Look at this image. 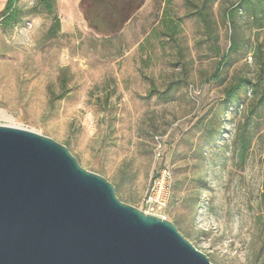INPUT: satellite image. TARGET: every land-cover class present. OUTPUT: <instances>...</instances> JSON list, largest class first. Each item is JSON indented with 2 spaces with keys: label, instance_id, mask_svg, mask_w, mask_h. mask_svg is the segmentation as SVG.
Segmentation results:
<instances>
[{
  "label": "rangeland",
  "instance_id": "obj_1",
  "mask_svg": "<svg viewBox=\"0 0 264 264\" xmlns=\"http://www.w3.org/2000/svg\"><path fill=\"white\" fill-rule=\"evenodd\" d=\"M76 1L53 0L60 21L53 35L39 0H18L21 22L0 28V111L11 118L0 116V125L65 146L142 212L150 180L166 163V220L211 264H264V107L249 119L248 94L237 109L218 108L236 75L256 71L252 36L245 52L224 58L234 34L224 11L236 0H214L210 35L192 15L202 0H146L113 35L84 24ZM168 86L173 91L162 95ZM213 114L221 132L209 144L194 123ZM247 122L241 160L236 137Z\"/></svg>",
  "mask_w": 264,
  "mask_h": 264
},
{
  "label": "water",
  "instance_id": "obj_2",
  "mask_svg": "<svg viewBox=\"0 0 264 264\" xmlns=\"http://www.w3.org/2000/svg\"><path fill=\"white\" fill-rule=\"evenodd\" d=\"M0 264L211 263L173 223L121 202L65 146L0 125Z\"/></svg>",
  "mask_w": 264,
  "mask_h": 264
},
{
  "label": "trees",
  "instance_id": "obj_3",
  "mask_svg": "<svg viewBox=\"0 0 264 264\" xmlns=\"http://www.w3.org/2000/svg\"><path fill=\"white\" fill-rule=\"evenodd\" d=\"M4 1L0 0V4ZM17 2L18 0L5 1L0 12V28L2 30H11L21 22L23 16L17 8ZM213 2L214 0H202V4L192 12V15L204 25L208 35L211 34L212 20L209 10ZM39 4L53 18L49 33L51 35L57 33L60 30V21L53 11V0H39ZM80 4V9L84 12L88 27L99 35H113L119 32L123 24L130 19L131 14L141 7L142 0H82ZM125 7L128 12L120 17L119 12ZM224 12H226L225 19L230 25V30L234 32V34L231 32L233 36L229 38V47L224 58L243 52L249 46L248 43L252 36L253 44L248 53L251 54L252 64L255 66L256 71L252 78L236 75L233 82L224 89L223 98L219 102L218 108L224 111L237 109L243 104L247 95L250 94L251 100L255 101L249 112V119H252L257 115L258 110L264 107V0H236ZM247 28L250 29V36L245 35ZM260 36H262L261 40H259ZM172 91L173 88L168 86L162 95L167 96ZM248 123L243 126L236 137L241 160L245 158L250 141L246 133ZM194 128L209 144H214L221 132L216 114H213L209 119H207V116H202L196 120Z\"/></svg>",
  "mask_w": 264,
  "mask_h": 264
},
{
  "label": "built area",
  "instance_id": "obj_4",
  "mask_svg": "<svg viewBox=\"0 0 264 264\" xmlns=\"http://www.w3.org/2000/svg\"><path fill=\"white\" fill-rule=\"evenodd\" d=\"M153 142L156 159H162L163 143L161 138L155 137ZM171 182L172 174L170 167L166 163H163L158 172L151 178L143 197L144 213L166 220L163 211L169 202Z\"/></svg>",
  "mask_w": 264,
  "mask_h": 264
},
{
  "label": "bare ground",
  "instance_id": "obj_5",
  "mask_svg": "<svg viewBox=\"0 0 264 264\" xmlns=\"http://www.w3.org/2000/svg\"><path fill=\"white\" fill-rule=\"evenodd\" d=\"M0 116L6 119H11L10 116L6 115V113H4L3 111H0Z\"/></svg>",
  "mask_w": 264,
  "mask_h": 264
}]
</instances>
